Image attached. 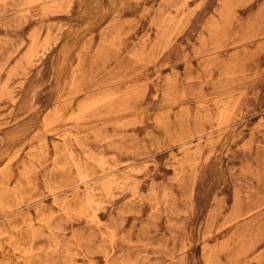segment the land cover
I'll list each match as a JSON object with an SVG mask.
<instances>
[{
    "label": "rangeland",
    "instance_id": "1",
    "mask_svg": "<svg viewBox=\"0 0 264 264\" xmlns=\"http://www.w3.org/2000/svg\"><path fill=\"white\" fill-rule=\"evenodd\" d=\"M0 264H264V0H0Z\"/></svg>",
    "mask_w": 264,
    "mask_h": 264
},
{
    "label": "bare ground",
    "instance_id": "2",
    "mask_svg": "<svg viewBox=\"0 0 264 264\" xmlns=\"http://www.w3.org/2000/svg\"><path fill=\"white\" fill-rule=\"evenodd\" d=\"M108 126V125H107ZM110 126V125H109ZM112 126V125H111ZM69 137V136H68ZM71 137V136H70ZM39 146V145H38ZM42 153V152H41ZM71 152H69V154H70ZM57 155V154H56ZM71 155V154H70ZM39 162H40V160H39ZM77 165H78V163H77ZM77 170V169H76ZM84 175V174H83ZM96 175H98V174H96ZM131 175V174H130ZM23 177V176H22ZM87 178V177H86ZM128 179V178H127ZM84 180H85V178H84ZM114 181V180H113ZM107 183H110L109 181L107 182ZM115 183V182H114ZM113 183V184H114ZM112 184V183H111ZM58 185V184H57ZM86 185V184H85ZM77 189V188H76ZM87 190V189H86ZM76 191V190H75ZM92 195V194H91ZM94 195V194H93ZM87 197V196H86ZM90 203V202H89ZM88 203V204H89ZM94 204V203H93ZM73 205V204H72ZM15 208V207H14ZM54 215V214H53ZM10 216V215H9ZM7 218V217H6ZM10 218V217H9ZM12 218V217H11ZM43 221V220H42ZM15 231V230H14Z\"/></svg>",
    "mask_w": 264,
    "mask_h": 264
}]
</instances>
